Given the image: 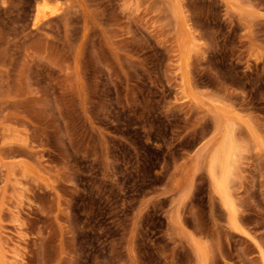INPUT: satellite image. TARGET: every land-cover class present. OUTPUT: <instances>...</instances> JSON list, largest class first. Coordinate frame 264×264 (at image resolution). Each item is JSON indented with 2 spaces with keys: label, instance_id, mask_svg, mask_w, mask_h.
Masks as SVG:
<instances>
[{
  "label": "rangeland",
  "instance_id": "1",
  "mask_svg": "<svg viewBox=\"0 0 264 264\" xmlns=\"http://www.w3.org/2000/svg\"><path fill=\"white\" fill-rule=\"evenodd\" d=\"M60 2L32 28L36 0H0V264H260L264 0ZM218 106L246 234L206 174Z\"/></svg>",
  "mask_w": 264,
  "mask_h": 264
},
{
  "label": "bare ground",
  "instance_id": "2",
  "mask_svg": "<svg viewBox=\"0 0 264 264\" xmlns=\"http://www.w3.org/2000/svg\"><path fill=\"white\" fill-rule=\"evenodd\" d=\"M222 1L229 7L233 5V0ZM176 10L178 17L182 21V27L186 34H188L186 16L183 15L181 8ZM62 12L60 0H36L32 16V28L46 26L47 24L50 25V23L57 19ZM248 27H251L250 24H248ZM183 43H185V45L182 46L180 53L178 52L179 62L177 68L180 72L179 78L183 91L194 98V88L192 86L190 70L192 67L191 59L193 46L192 44H187L186 41ZM236 126V117L232 111L221 106L216 107L212 129L213 134L209 139L211 149L208 153L205 169L211 189L213 193L218 196L221 206L225 210L228 228L246 234L241 226L242 218L239 215V209L236 205L231 186L232 180L237 175L236 165L240 158V147L236 136ZM257 247L259 248L260 264H264V252L258 245ZM196 250L198 259H202L205 255L204 249L198 247ZM61 254L62 251L60 252V255Z\"/></svg>",
  "mask_w": 264,
  "mask_h": 264
}]
</instances>
